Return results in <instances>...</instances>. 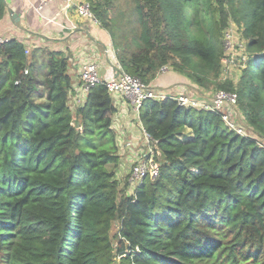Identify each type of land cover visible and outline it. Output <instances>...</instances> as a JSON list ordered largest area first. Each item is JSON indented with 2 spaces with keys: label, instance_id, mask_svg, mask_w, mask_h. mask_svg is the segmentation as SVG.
I'll return each instance as SVG.
<instances>
[{
  "label": "trees",
  "instance_id": "trees-1",
  "mask_svg": "<svg viewBox=\"0 0 264 264\" xmlns=\"http://www.w3.org/2000/svg\"><path fill=\"white\" fill-rule=\"evenodd\" d=\"M88 1L120 29L111 0ZM131 2L129 26L112 34L121 68L150 83L169 66L235 91L258 135L173 97L146 100L160 173L129 193L106 84L72 110L68 57L49 51L40 64L10 39L0 46V264H264V0ZM232 23L246 41L238 82L221 80Z\"/></svg>",
  "mask_w": 264,
  "mask_h": 264
},
{
  "label": "crops",
  "instance_id": "crops-1",
  "mask_svg": "<svg viewBox=\"0 0 264 264\" xmlns=\"http://www.w3.org/2000/svg\"><path fill=\"white\" fill-rule=\"evenodd\" d=\"M39 4L40 0H4L0 36L23 42L30 53L37 52L40 64L46 61L49 51L64 53L69 59V72L73 81L70 105L75 110L76 99L81 98L82 80L79 68L84 61L96 62L103 80L115 76L120 69L112 33L93 18L80 16L75 7L65 14V6L61 0H54L42 9H38ZM72 23L77 28L71 31L69 27ZM240 73L239 69L232 68L228 80L238 82ZM150 84L157 92L170 97L186 92L205 100H210L217 89L215 84L199 85L187 74L175 72L170 67L159 71ZM114 104L116 112L113 116V128L118 138L123 135L125 140L134 143L130 149L121 147V143H118V173L126 172V167L146 153L149 142L145 139L140 118L129 100L124 97L114 98ZM251 132L257 137L258 134Z\"/></svg>",
  "mask_w": 264,
  "mask_h": 264
},
{
  "label": "built area",
  "instance_id": "built-area-1",
  "mask_svg": "<svg viewBox=\"0 0 264 264\" xmlns=\"http://www.w3.org/2000/svg\"><path fill=\"white\" fill-rule=\"evenodd\" d=\"M54 0H40L38 9H42L46 4ZM65 6V14L69 13L72 7H75L78 14L84 18H93L96 23L100 22L94 17L92 12L91 4L88 0H61ZM77 25L72 23L69 29L75 30ZM10 40L7 37L0 36V46ZM225 50L226 54L223 59V74L221 80L225 81L228 79L229 71L232 68H237L239 71L245 66L247 60L246 54V41L242 38L241 30L234 23L229 25L225 31ZM26 53H30L27 49ZM119 71L115 76H112L108 80H103L100 75L99 67L96 62L84 61L80 68V76L82 80L81 86V98L77 97L75 105L80 106L84 103V99L87 97L88 92L100 83H105L113 99L118 97H124L129 100L133 106L134 111L140 118L141 109L146 100L154 99H165L167 96L164 93H159L150 84L144 82L137 76L130 74L123 70L118 61ZM168 68L164 66L160 71ZM29 73L25 70V74ZM72 92L70 93L71 97ZM178 103L185 107H194L198 109L211 110L221 117L225 125L240 134L241 136H252L250 128L248 127L247 121L239 108V96L235 91H228L225 89H217L210 100H205L200 97H195L190 93L182 92L173 97ZM141 121V120H140ZM142 124V122H141ZM142 131L144 132L145 139L149 142L148 151L141 157L135 159L131 164L130 173L132 180H136L139 184L147 176L156 178L160 173V161L157 156H160V152L156 151L155 141L152 139L150 134L146 131L144 125H141ZM256 138V137H255ZM118 142L121 143V147L133 148L134 143L131 140H125L124 136L118 138ZM260 147L264 148V141H258Z\"/></svg>",
  "mask_w": 264,
  "mask_h": 264
},
{
  "label": "rangeland",
  "instance_id": "rangeland-1",
  "mask_svg": "<svg viewBox=\"0 0 264 264\" xmlns=\"http://www.w3.org/2000/svg\"><path fill=\"white\" fill-rule=\"evenodd\" d=\"M131 5H132L131 0H111L110 1V4L107 6L110 9L109 16H110V18L115 19L117 22L120 21V29H117L114 24L112 25L113 28L110 29V32L112 34H114V32L121 33V32L126 31V28L129 26V21L133 19V16L130 13V12H132ZM122 12H124V13H122ZM118 25L119 24H117V26ZM40 55H41V57H43L42 56L43 54H40ZM43 63H45V61ZM167 67H169V66H167ZM46 72H47V70H46L45 65L41 66V68H40L41 75L44 76L46 74ZM118 143L120 144V142H118V140H117V144ZM119 144H118V148H119ZM130 170H131V166L129 165V167H126V172H124V171H121L118 173L116 172V177L118 179H120L123 183H125L126 180H128L129 183L131 184V186H129V188H127V192H129V193L134 192V190L136 189V187L138 185V184H136L137 183L136 180L130 181V179H132L130 173H128ZM116 232H117V228L114 225V229H113L112 233L115 235ZM117 243L118 242L115 240V246L116 247H117Z\"/></svg>",
  "mask_w": 264,
  "mask_h": 264
}]
</instances>
